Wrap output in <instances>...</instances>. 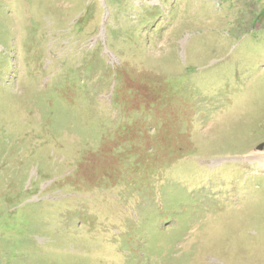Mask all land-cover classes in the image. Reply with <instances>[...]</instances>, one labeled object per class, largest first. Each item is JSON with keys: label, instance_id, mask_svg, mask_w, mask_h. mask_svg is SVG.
<instances>
[{"label": "rangeland", "instance_id": "rangeland-1", "mask_svg": "<svg viewBox=\"0 0 264 264\" xmlns=\"http://www.w3.org/2000/svg\"><path fill=\"white\" fill-rule=\"evenodd\" d=\"M264 0H0V264H264Z\"/></svg>", "mask_w": 264, "mask_h": 264}, {"label": "trees", "instance_id": "trees-1", "mask_svg": "<svg viewBox=\"0 0 264 264\" xmlns=\"http://www.w3.org/2000/svg\"><path fill=\"white\" fill-rule=\"evenodd\" d=\"M258 148L263 149L264 148V144H261Z\"/></svg>", "mask_w": 264, "mask_h": 264}, {"label": "crops", "instance_id": "crops-1", "mask_svg": "<svg viewBox=\"0 0 264 264\" xmlns=\"http://www.w3.org/2000/svg\"><path fill=\"white\" fill-rule=\"evenodd\" d=\"M264 166V165H263Z\"/></svg>", "mask_w": 264, "mask_h": 264}]
</instances>
